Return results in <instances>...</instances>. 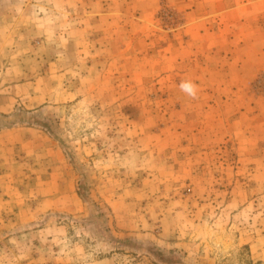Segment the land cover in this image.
I'll use <instances>...</instances> for the list:
<instances>
[{"label": "rangeland", "instance_id": "obj_1", "mask_svg": "<svg viewBox=\"0 0 264 264\" xmlns=\"http://www.w3.org/2000/svg\"><path fill=\"white\" fill-rule=\"evenodd\" d=\"M0 264H264V0H0Z\"/></svg>", "mask_w": 264, "mask_h": 264}, {"label": "clouds", "instance_id": "obj_2", "mask_svg": "<svg viewBox=\"0 0 264 264\" xmlns=\"http://www.w3.org/2000/svg\"><path fill=\"white\" fill-rule=\"evenodd\" d=\"M178 87L182 93L193 99L198 95V85L191 79L181 80Z\"/></svg>", "mask_w": 264, "mask_h": 264}]
</instances>
